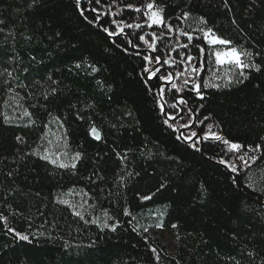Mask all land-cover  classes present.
<instances>
[{"label": "trees", "instance_id": "16d2710c", "mask_svg": "<svg viewBox=\"0 0 264 264\" xmlns=\"http://www.w3.org/2000/svg\"><path fill=\"white\" fill-rule=\"evenodd\" d=\"M201 18L260 71L209 59ZM0 22V264H264V0H0Z\"/></svg>", "mask_w": 264, "mask_h": 264}, {"label": "snow or ice", "instance_id": "6c2138e0", "mask_svg": "<svg viewBox=\"0 0 264 264\" xmlns=\"http://www.w3.org/2000/svg\"><path fill=\"white\" fill-rule=\"evenodd\" d=\"M96 3H99L100 0H95ZM76 3H77V6L80 5V0H76ZM128 8H132L133 5L132 4H128L127 5ZM147 9L149 10L148 13H146L147 15V20H146V23H147V26L148 27H152L153 25H156V26H164L165 28H167L169 31H171V26L168 25L162 15V9H159V10H153L154 9V3H147L146 5ZM135 11L137 12H140L141 9L139 8H136ZM83 15V12L81 13ZM188 13H185L184 16L185 18L187 17ZM2 23V22H0ZM113 23H115V21H113ZM201 23H206V21L203 20V18H201ZM128 27H132V25H128ZM137 28L141 27V25L137 24L136 25ZM105 32H108L109 35H117L118 33L116 32H109V30L107 28L104 29ZM124 31L123 28L120 29V32L122 33ZM201 31L203 32V37L204 39L207 40V42L211 45H216V44H219V45H231V41L230 40H226V39H222L218 36L215 35V33L212 31V29H201ZM185 35H189L188 33H185ZM139 39L141 41H143L145 44H149L148 40L145 39L144 36H140ZM192 37L191 35H189V40H191ZM131 43V41L129 42ZM184 47H187V45H185ZM198 47V46H197ZM149 48L152 49L153 51H156V47L154 44H149ZM199 52L203 53L204 52V49L203 48H199ZM214 55L215 57V63L217 65H224L226 63L234 66L235 68H238V69H247L249 67H252V68H255V70L257 71H260V66L259 65H256V64H249V63H246L244 62L243 60V57L245 56H251L252 53L250 52H246V51H240L238 50L236 47H230L229 49L225 50V51H216L215 53H211L210 56H209V59L211 58V56ZM144 59L150 63H156V64H159L160 63V57L159 56H154V57H148V56H145ZM195 59V57L193 56H187V61H191ZM170 61L169 60H164L163 61V64H169ZM144 71L146 73H150L149 75V79L152 78V77H156V74L160 71L159 68H154V69H148L147 67L144 69ZM192 71L196 72L198 71V66L196 65H193L192 66ZM241 75H243V71H241L240 73ZM160 79H166V80H171V75L169 76H161L159 77ZM185 84L188 83V80H185L184 81ZM205 87H207V83H205L204 85ZM215 86V85H213ZM193 87H194V90L197 92V94L199 95L200 94V89H201V85L199 83H196L195 81H193ZM172 88H176V85L175 84H172ZM201 98H203L201 96ZM178 104H181V105H184V104H187V100L184 99V98H180L178 101H177ZM173 107H175L176 105L173 104L172 105ZM161 108H163V106H161ZM25 115H28V113L26 112ZM171 119L175 120L176 119V116H172ZM205 119H207V117H205ZM165 123H167V121H165ZM184 127H190V125H187L185 124ZM211 127V126H209ZM93 133H95V129L92 130ZM197 135L196 132H192L191 136H184L183 138L185 140H191L193 137H195ZM210 136L212 139L214 140H217V141H220L222 138L221 136L217 135L216 133H210ZM97 139H99V136H96ZM181 137L180 136H177V139H180ZM209 138V135H205L204 139H208ZM17 139L19 140L20 138L17 137ZM223 143L225 145H228V150L229 151H233V152H238L243 146L238 144V143H234V142H230L228 140H223ZM192 147H196V143L194 142L192 144ZM252 147L249 146V149L248 151H252ZM255 150L259 151L261 150V145H256L255 147ZM245 155H248V152H245L244 155H241L239 157L240 160L244 161V156ZM80 157V153H77L76 154V157L75 159H79ZM44 159H48L47 156L43 157ZM250 159L252 160H255L256 158L255 157H250ZM53 164H56L57 161L56 160H52L51 161ZM245 163H247V161H244ZM221 163H225V161L221 160ZM69 165L67 164H64V163H60L59 164V167L61 168H66L68 167ZM72 167H75V164H72L71 165ZM232 171H236V168L233 166L232 167ZM150 197H144V199H149ZM61 203H64V204H68V201H61ZM77 215H79V213H77ZM105 227H107V225H105ZM156 227H162V225L160 224H157ZM175 227V226H174ZM11 230V229H10ZM114 230V229H113ZM147 230V229H145ZM19 236V239L21 240H27L28 239V236L27 235H22V234H17ZM153 252H155V249H153Z\"/></svg>", "mask_w": 264, "mask_h": 264}, {"label": "rangeland", "instance_id": "374dc122", "mask_svg": "<svg viewBox=\"0 0 264 264\" xmlns=\"http://www.w3.org/2000/svg\"><path fill=\"white\" fill-rule=\"evenodd\" d=\"M191 22L196 29H202L203 28V23H201V19H192ZM216 45H219V44H216ZM227 49H229L228 46L223 45L222 48L219 49L218 51H225ZM224 66L228 67V66H232V65L226 63V64H224ZM228 78L229 77L226 75V72H222L221 74H219L215 77V81L221 82V81H224ZM252 178H253L252 184H254L255 186L258 184L259 185L264 184V172L263 171L256 173ZM161 235H162L163 241H166L169 244V246L172 247L173 239L171 238V236L168 235L167 233H165L162 229H161Z\"/></svg>", "mask_w": 264, "mask_h": 264}, {"label": "water", "instance_id": "95a60500", "mask_svg": "<svg viewBox=\"0 0 264 264\" xmlns=\"http://www.w3.org/2000/svg\"><path fill=\"white\" fill-rule=\"evenodd\" d=\"M100 16H102V15H100ZM99 25H101V20H100ZM132 45H133V41H132ZM139 52H140V51H139ZM161 62H162V60H160V63L157 64L154 68H158L159 65L161 64ZM154 68H153V69H154ZM161 72H162V70L159 71V72L157 73L156 77H158V76L160 75ZM173 79H174V77L172 78V80H173ZM172 80H171V81H172ZM171 81H169V82H165V83H162L161 86H163L164 84H169ZM160 89H161V87H160ZM164 115H165V117H166L167 119H169V120H173V119H171V118L168 116L167 111H166V108H164ZM182 116H183V110H182V113H181L179 116L176 117V119H178V118H180V117H182ZM191 127H192V126H191ZM191 127H188V128H185L184 130H182V131L180 132L181 136L183 135L184 131H186L187 129H190ZM198 137H201V136H199V135H198V136H195V137H193L191 140H187V141H188V142H191V141L197 139ZM201 139H202V137H201Z\"/></svg>", "mask_w": 264, "mask_h": 264}]
</instances>
